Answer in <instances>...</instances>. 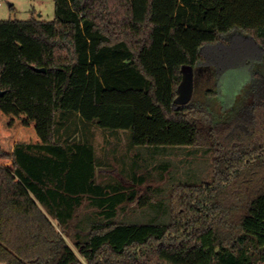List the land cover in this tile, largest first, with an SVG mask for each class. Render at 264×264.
<instances>
[{"label": "trees", "instance_id": "16d2710c", "mask_svg": "<svg viewBox=\"0 0 264 264\" xmlns=\"http://www.w3.org/2000/svg\"><path fill=\"white\" fill-rule=\"evenodd\" d=\"M234 32L259 50L248 98L180 102ZM0 90V264H264V0H54L52 21H0ZM91 126L130 151L203 149L211 181L172 186L165 222L162 205L117 221L155 204L95 182Z\"/></svg>", "mask_w": 264, "mask_h": 264}, {"label": "rangeland", "instance_id": "374dc122", "mask_svg": "<svg viewBox=\"0 0 264 264\" xmlns=\"http://www.w3.org/2000/svg\"><path fill=\"white\" fill-rule=\"evenodd\" d=\"M0 3V21H27L31 18L52 21L54 18V0H0ZM230 38L231 45L224 46L220 43L203 48L202 55L206 62L188 74L187 93L180 101H184L185 104L194 101L214 111L217 105L210 93L219 92L224 104H229L231 98L245 87L251 67L257 59L255 51L257 46L240 32L232 33L227 39ZM218 69L221 71L219 88L215 83L218 82L216 77ZM250 89L247 87L243 94L240 92L241 102L251 94ZM88 133L93 134L95 155L99 163L95 182L113 185L120 181L125 188L137 191V195H148L155 204L150 210L137 208L136 203L125 205L119 210L117 221L132 223L151 221L154 216L161 213L156 210L162 205L164 212L160 220L165 222L168 220L167 210L172 186L185 182L203 184L211 181L212 156L203 149H176L164 154H150L144 150L129 151L125 132L112 138L106 132L91 126ZM132 176L137 180L135 183L131 181ZM141 178L142 183H137ZM79 217L85 225L89 220L96 219L87 201L83 202ZM66 241L70 243L68 238Z\"/></svg>", "mask_w": 264, "mask_h": 264}, {"label": "water", "instance_id": "95a60500", "mask_svg": "<svg viewBox=\"0 0 264 264\" xmlns=\"http://www.w3.org/2000/svg\"><path fill=\"white\" fill-rule=\"evenodd\" d=\"M36 71L37 72H44V69H36ZM188 83H189V80H188V76H187L186 81L184 82V84L181 87V98H183L185 96V93H187L186 92V85H188ZM2 96H3V92L0 90V97H2ZM180 102L184 103V101H180Z\"/></svg>", "mask_w": 264, "mask_h": 264}, {"label": "crops", "instance_id": "0c3cea01", "mask_svg": "<svg viewBox=\"0 0 264 264\" xmlns=\"http://www.w3.org/2000/svg\"><path fill=\"white\" fill-rule=\"evenodd\" d=\"M122 132H120V133H118V134H116L115 136H111L112 138H116V137H118V135L119 134H121ZM91 136V139L89 140V142L92 144V146H93V148H95V146H94V144H93V134H91L90 135ZM125 136H126V146H127V134H125ZM127 149H128V147H127ZM129 150V149H128ZM94 151H95V149H94ZM130 151V150H129Z\"/></svg>", "mask_w": 264, "mask_h": 264}, {"label": "built area", "instance_id": "2783aa9c", "mask_svg": "<svg viewBox=\"0 0 264 264\" xmlns=\"http://www.w3.org/2000/svg\"><path fill=\"white\" fill-rule=\"evenodd\" d=\"M0 6H1V3H0Z\"/></svg>", "mask_w": 264, "mask_h": 264}, {"label": "flooded vegetation", "instance_id": "af4514ba", "mask_svg": "<svg viewBox=\"0 0 264 264\" xmlns=\"http://www.w3.org/2000/svg\"><path fill=\"white\" fill-rule=\"evenodd\" d=\"M189 79V78H188Z\"/></svg>", "mask_w": 264, "mask_h": 264}]
</instances>
